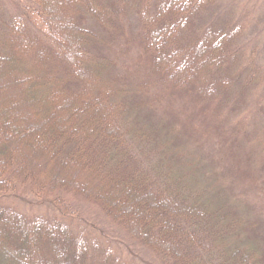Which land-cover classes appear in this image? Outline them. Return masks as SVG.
<instances>
[{
	"label": "trees",
	"instance_id": "trees-1",
	"mask_svg": "<svg viewBox=\"0 0 264 264\" xmlns=\"http://www.w3.org/2000/svg\"><path fill=\"white\" fill-rule=\"evenodd\" d=\"M204 6L27 0L4 12L0 4V72L22 96H1L0 83V190L13 191L17 179L33 193L56 190L47 214L24 213L0 191V264H138L94 231L67 194L97 204L167 264H262L257 247L239 239L243 219L233 207L207 198L166 161L156 131L132 119L143 104L130 92L153 87L155 100L187 98L221 127L237 105L234 84H251L254 69L263 78L259 65L242 61L246 23L204 22ZM120 37L138 44L142 65L115 68L109 50ZM24 106V122L8 112ZM15 142L31 144L22 158ZM235 166L264 190L257 172Z\"/></svg>",
	"mask_w": 264,
	"mask_h": 264
},
{
	"label": "rangeland",
	"instance_id": "rangeland-1",
	"mask_svg": "<svg viewBox=\"0 0 264 264\" xmlns=\"http://www.w3.org/2000/svg\"><path fill=\"white\" fill-rule=\"evenodd\" d=\"M25 1L27 0H0V4L4 12H9ZM202 16L204 22L229 19L243 20L246 23L247 29L242 33L246 55L242 61L248 63V66L253 63L259 65L263 78L256 77L259 71L254 69L251 72L254 74L251 84H243L242 79L240 83L234 84L237 105L223 116L224 123L221 127L214 123V117L208 111L195 109L187 98L184 100L168 95L161 100H155L154 94L158 91L151 89L153 87L130 92L136 106L139 102L143 104L132 113V119L156 131L160 142L166 148L163 152L167 156L166 161L169 160L172 167L199 185L207 198L233 207L241 220L243 219L239 239L256 246L264 264V190L239 175L237 172L240 169L235 166L238 163L239 167L250 168L264 182V0H205ZM111 47L109 52L117 59V70L125 71L124 66L133 68L134 64L142 65L139 58L140 48L129 38L120 37ZM4 79L3 71L0 72V83L3 82L1 96H8L13 102L20 103L22 96L18 87L7 85L10 79ZM129 85V89H133L137 82L131 80ZM8 112L20 114L22 122L28 119L26 106L22 109L8 107ZM217 134L220 140H217ZM17 142L15 151L22 158L24 153H28L31 144L23 146ZM34 153L37 155L36 161L41 163L38 168L35 167V171H39L38 175L41 176L43 159L39 153ZM245 154H249L251 160L246 161ZM17 180L14 193L12 190L0 191L12 199L20 211L27 214H47L50 208H55L53 197L56 190L50 192L43 188L33 193L27 182ZM66 196L90 221L94 231L104 235L108 241H116L120 253L126 258L134 259L138 264H167L160 256L130 238L120 226L107 219L97 204L80 197L73 198L68 194Z\"/></svg>",
	"mask_w": 264,
	"mask_h": 264
}]
</instances>
